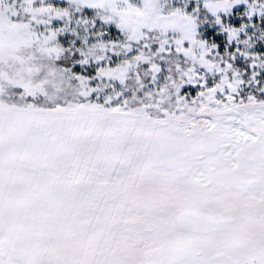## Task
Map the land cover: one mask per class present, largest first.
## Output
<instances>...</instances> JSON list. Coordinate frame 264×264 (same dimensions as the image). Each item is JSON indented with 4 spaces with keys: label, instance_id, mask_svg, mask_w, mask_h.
Masks as SVG:
<instances>
[{
    "label": "snow or ice",
    "instance_id": "1",
    "mask_svg": "<svg viewBox=\"0 0 264 264\" xmlns=\"http://www.w3.org/2000/svg\"><path fill=\"white\" fill-rule=\"evenodd\" d=\"M0 264H264V0H0Z\"/></svg>",
    "mask_w": 264,
    "mask_h": 264
}]
</instances>
